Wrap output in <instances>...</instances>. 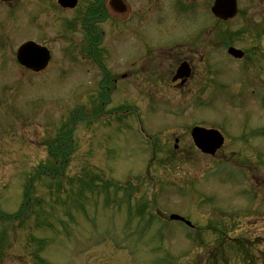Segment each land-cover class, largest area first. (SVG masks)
<instances>
[{
  "label": "rangeland",
  "instance_id": "1",
  "mask_svg": "<svg viewBox=\"0 0 264 264\" xmlns=\"http://www.w3.org/2000/svg\"><path fill=\"white\" fill-rule=\"evenodd\" d=\"M53 2L0 12V264H264V0H239L233 21L209 16V51L183 89L164 54L156 77L122 78L143 57L122 17L108 13L92 58L80 53L87 0L66 12ZM151 27L165 46L169 32ZM26 39L50 50L41 75L12 59ZM195 125L226 136L214 156L194 147Z\"/></svg>",
  "mask_w": 264,
  "mask_h": 264
},
{
  "label": "flooded vegetation",
  "instance_id": "2",
  "mask_svg": "<svg viewBox=\"0 0 264 264\" xmlns=\"http://www.w3.org/2000/svg\"><path fill=\"white\" fill-rule=\"evenodd\" d=\"M53 1L55 2V0ZM77 1L78 4L79 0ZM104 2L103 0H87L84 8L81 10L78 9L75 22L77 24V29L79 27L78 30L83 36V39L80 37V41H84L82 43L84 44V47H79L82 54L87 52L88 56H90V54L94 53V47L98 46L97 44L101 42L102 37L104 36V32L99 30V25L110 14L112 19L115 18V20L122 17V21L124 22L123 31L125 34L127 33L129 38L132 37V34L135 35L133 37L138 38L134 40V45L138 44V47L135 48V52H138L141 48L143 53V57H139L141 59L140 63H133L134 68L128 70V72L123 75L124 77H131L134 74H139L137 73L138 70L140 72L143 71L142 73L146 75V77L148 76L149 79L153 78V76L156 77V75L159 74L157 72L160 71V67L163 65L162 62H157V60L164 54L163 56L166 58V64L163 67H167L166 75L167 78L170 79L171 87L183 89L191 80H193L195 76L194 57H196V54H198V56L201 55V57H203V55L206 56V50L209 51V42H207L206 36H209L210 32V0H122L125 6L123 13L114 11L108 3L109 0H106L108 9L107 7L105 8ZM101 3L103 6L100 8ZM17 7L18 0L11 2L0 0V12H10V15H12L13 18L15 15L14 12H17ZM75 8L61 10L66 12L73 11ZM138 15H140V19L135 18ZM171 17L173 18L170 19ZM196 18H201V20H198V24L196 23ZM134 20L137 21V25H134L135 29L133 26L128 25V22ZM169 20H175L176 22L174 25H162L163 22H167ZM13 22H15V19ZM3 25V20H1L0 15V32ZM151 25L156 27V29L161 28L160 32L162 33H166L167 31L169 32L170 38L169 40H166L165 46H159L160 40L157 41V35H152ZM162 28H164V30H162ZM145 29L148 30L149 35L151 33L147 39L143 38ZM137 35H139V37H137ZM151 37H153V40H151ZM192 38L196 39V41H194V39L192 41ZM135 41L138 43L135 44ZM199 43L201 46L198 51L192 45ZM184 46L185 48H183ZM244 54L245 55L242 59L243 61L247 58L245 57L246 53ZM88 56L86 57L88 58ZM154 60L156 61V64H154ZM180 63H186L189 70V76L184 81H181L180 79L172 81V77L174 76ZM210 77L211 70L210 66L207 64L204 68L203 90L210 88L212 83V77ZM246 127L247 126L245 124L243 131L247 129ZM256 130H259V132L264 135V129L256 128Z\"/></svg>",
  "mask_w": 264,
  "mask_h": 264
},
{
  "label": "water",
  "instance_id": "3",
  "mask_svg": "<svg viewBox=\"0 0 264 264\" xmlns=\"http://www.w3.org/2000/svg\"><path fill=\"white\" fill-rule=\"evenodd\" d=\"M114 2L117 4L119 3V5L116 6L117 11L123 12L124 7L120 1L114 0ZM58 3L63 7H73L76 4V0H58ZM211 11L214 16L221 19L234 18L237 12L236 0H215ZM228 52L234 56H241V53L235 49L230 48ZM17 59L19 63L26 68L38 71L46 66L49 60V53L45 47H41L32 42H26L18 49ZM185 66L186 65L182 64L178 68L174 80L184 75L186 77L188 76L189 72ZM191 136L195 145L204 153L213 154L222 144L221 136L214 130H205L200 127H194L191 131ZM170 219L183 221L186 225H190V223L183 217L175 214L170 215Z\"/></svg>",
  "mask_w": 264,
  "mask_h": 264
},
{
  "label": "trees",
  "instance_id": "4",
  "mask_svg": "<svg viewBox=\"0 0 264 264\" xmlns=\"http://www.w3.org/2000/svg\"><path fill=\"white\" fill-rule=\"evenodd\" d=\"M139 209H142L143 210V213H146L145 210L147 209V207H144L143 208V206H142V207H139Z\"/></svg>",
  "mask_w": 264,
  "mask_h": 264
}]
</instances>
